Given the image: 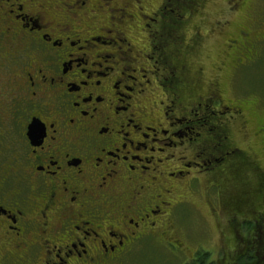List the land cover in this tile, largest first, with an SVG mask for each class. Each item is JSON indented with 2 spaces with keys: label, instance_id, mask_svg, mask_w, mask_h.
<instances>
[{
  "label": "flooded vegetation",
  "instance_id": "flooded-vegetation-1",
  "mask_svg": "<svg viewBox=\"0 0 264 264\" xmlns=\"http://www.w3.org/2000/svg\"><path fill=\"white\" fill-rule=\"evenodd\" d=\"M255 5L0 0V264L185 253L197 198L240 242L217 252L263 257Z\"/></svg>",
  "mask_w": 264,
  "mask_h": 264
},
{
  "label": "rangeland",
  "instance_id": "rangeland-1",
  "mask_svg": "<svg viewBox=\"0 0 264 264\" xmlns=\"http://www.w3.org/2000/svg\"><path fill=\"white\" fill-rule=\"evenodd\" d=\"M255 3L257 12L263 14L264 18V0H255ZM218 42H215V44ZM241 83V88L245 89V91L253 90L252 93H249V96L255 98L257 104L256 110L261 117H264V45L261 47L259 56H257L255 62L251 63L245 70ZM251 88H257V91ZM259 138L252 136L248 140L259 155L264 167V137L260 136ZM244 140L240 139V143L245 142ZM197 203L203 210L202 214H198V218L194 215L195 218L190 216V218H180L179 220L180 224L184 225L187 230L185 253L180 252L175 255L159 248L152 251L145 250L142 253L131 255L126 264H196L191 259L193 252H195L194 256L202 260L201 264H247L250 261V253H248L247 249H244L245 253L240 256H233L230 251H228V254L223 253L222 250L217 252L219 246L223 244L230 250L236 242H240L234 238L226 241V236L223 234H226L227 229L224 230L217 226L214 218L207 217L208 213L205 214L203 200L197 198ZM241 236L247 237V229L241 233ZM246 237L244 238L246 239ZM244 244V247H247V239ZM260 263L264 264V255L260 259Z\"/></svg>",
  "mask_w": 264,
  "mask_h": 264
},
{
  "label": "trees",
  "instance_id": "trees-1",
  "mask_svg": "<svg viewBox=\"0 0 264 264\" xmlns=\"http://www.w3.org/2000/svg\"><path fill=\"white\" fill-rule=\"evenodd\" d=\"M249 260H251V262H253L252 264H261L260 263V260L258 261V260H254V258H250Z\"/></svg>",
  "mask_w": 264,
  "mask_h": 264
}]
</instances>
